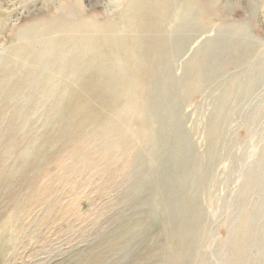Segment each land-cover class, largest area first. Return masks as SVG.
I'll return each mask as SVG.
<instances>
[{
    "label": "rangeland",
    "instance_id": "374dc122",
    "mask_svg": "<svg viewBox=\"0 0 264 264\" xmlns=\"http://www.w3.org/2000/svg\"><path fill=\"white\" fill-rule=\"evenodd\" d=\"M128 3L0 0V264H264V0H212L190 22L179 15L181 0L174 5L165 33L172 59L160 77L168 88L154 89L164 129L153 148L118 119L106 123L110 137L96 121L77 140L64 139L71 91L105 73L71 67L75 52L63 43L62 64H49L46 53L34 72L25 51L14 53L18 34L40 19L119 25ZM126 33L121 24L115 36ZM214 37L230 48L205 53ZM43 40L30 55L43 53ZM205 54L216 59L197 62ZM4 66L14 73L2 74ZM46 70L55 87L39 85ZM22 77L38 86L9 93Z\"/></svg>",
    "mask_w": 264,
    "mask_h": 264
},
{
    "label": "bare ground",
    "instance_id": "6f19581e",
    "mask_svg": "<svg viewBox=\"0 0 264 264\" xmlns=\"http://www.w3.org/2000/svg\"><path fill=\"white\" fill-rule=\"evenodd\" d=\"M178 1L129 0L127 13L120 21L127 31L124 37L121 36L122 38H116L118 35L115 36L121 24L118 25L112 20L93 26L83 23L84 21L70 20L66 24L64 23L63 27L62 14L52 19H40L41 21L36 23L35 27L33 26L18 34L23 41L16 47L14 53L26 52V57L31 61L30 72L38 70L35 64H44L42 59L46 53L51 58L48 61V63L51 62L49 64H62L59 57L62 54L63 43L66 45L65 51L75 52L74 57L67 62V64H71V67L80 64V70H83L85 67L81 69V65L88 64L89 66H98L101 72L96 73H102V71L105 73L101 75L90 73L86 80H78V86L71 91L75 95L74 100L64 107L62 106L65 115L62 116L60 136L75 141L79 135L86 132L87 124L97 121L100 128L106 130L110 137L113 131L106 126V123L118 119L134 136L137 144L154 147L155 140L161 137L160 134L164 129L162 120L160 122L156 118V116L162 115L164 103L154 94V89L156 88L155 91H158L160 88V91H166L168 88V86L165 87L167 83L163 78L160 81L164 65L170 63L169 61L172 59L171 43L165 39V33L169 16ZM181 2L182 7L179 9V15L186 22L189 19L194 20L201 11H208L207 4L211 3L212 0H181ZM217 11L225 12L221 7ZM189 25L194 27V24L189 23ZM62 30L66 32L68 30L69 33L63 34L62 37ZM37 37L49 40L50 43L41 50L43 53H39L40 56L30 55L29 48L32 47ZM209 41L205 49L207 54L221 46L229 47L228 42L218 40L217 37L211 38ZM207 54L197 62L206 63L208 60L213 62L211 59H216V56H211V58ZM10 61L8 59L7 63H11ZM7 67L1 68L2 74L5 75L6 71L13 72L11 69H6ZM50 71L46 70V77L43 78L44 80H40V83L35 82L33 84L32 79L22 77L19 81H15L18 88H15V85L12 86L9 93L16 92L18 95L22 87L38 86L37 83L45 88H50L51 85L55 87L57 82L52 80V72ZM200 83L201 74H198L194 87L197 88ZM54 87L51 88L54 89ZM94 92L96 93L95 96H93ZM230 92L225 93V98ZM131 100L135 102H131ZM132 103L136 105H130ZM156 108L160 110L159 115L152 113L155 112ZM167 108L165 107V111L170 120L173 118L174 107L167 105ZM86 112H88V116L85 115ZM221 115L223 114L218 113L211 130L213 145L218 143L220 137L219 117ZM178 136H172L173 143L178 141ZM168 139L170 140V137L166 140ZM128 141L133 142L132 138ZM180 144L177 147L182 148L183 146ZM112 153L111 151L110 155L113 156ZM179 156L182 157L183 154ZM151 158H156L152 152ZM159 206L166 210L164 204Z\"/></svg>",
    "mask_w": 264,
    "mask_h": 264
}]
</instances>
